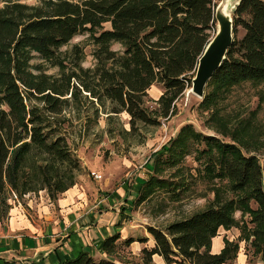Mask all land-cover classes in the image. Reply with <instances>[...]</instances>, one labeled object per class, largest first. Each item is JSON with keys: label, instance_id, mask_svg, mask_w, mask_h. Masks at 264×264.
<instances>
[{"label": "trees", "instance_id": "trees-1", "mask_svg": "<svg viewBox=\"0 0 264 264\" xmlns=\"http://www.w3.org/2000/svg\"><path fill=\"white\" fill-rule=\"evenodd\" d=\"M1 1L0 218L10 207L5 195L8 189L21 195L45 188L54 198L74 184L72 175L66 174L77 166L76 159L48 118L49 113H59L60 96L68 89L32 71L40 68L32 64L35 54L61 67V46L78 33L110 23V28L92 35L98 61L96 85L102 96L128 113L131 123H153L142 105L147 89L154 82L162 84L165 90L160 101L166 114L173 100L190 85L216 24L213 0H41L39 5ZM238 26L243 34L233 36L224 61L205 86L213 85L214 90H204L201 106L211 105L232 85L264 80V0H239L233 12V33ZM113 42L121 45V52L111 49ZM40 94L42 107L27 102ZM211 139L220 151L215 161L218 174L243 195L211 204L164 229L147 227L154 240L153 246L141 251L147 264L154 254L166 264H224L232 260L235 243L225 241L219 252H212L211 242L219 228L234 223V212L246 206L256 224L253 245L264 250V157L260 161L254 154L240 152L233 143ZM152 183L164 185L158 177L150 176L142 183L137 200L144 199ZM249 200L255 203L254 208L249 207ZM118 239L117 233L109 235L100 247L111 252ZM135 240L126 237L122 242ZM55 264L120 263L83 251Z\"/></svg>", "mask_w": 264, "mask_h": 264}, {"label": "rangeland", "instance_id": "rangeland-1", "mask_svg": "<svg viewBox=\"0 0 264 264\" xmlns=\"http://www.w3.org/2000/svg\"><path fill=\"white\" fill-rule=\"evenodd\" d=\"M213 1L217 4L220 0ZM20 2L39 5L41 0ZM3 3L0 0V6ZM231 15L233 18V13ZM103 28H110V23L78 33L61 46L58 50L61 67L35 54L32 64L40 68L33 67L32 71L68 89L60 96L59 113H49L48 118L76 159L77 166L66 174L72 175L74 182L88 181L112 191L123 183L143 185L150 176L163 181V186L152 183L144 199L134 198L132 210H126L129 214L125 215L129 229L120 235L138 239L136 241L143 246L151 247L154 240L147 227L164 229L211 204L243 195L242 191L231 188L226 177L218 174L215 161L220 151L211 137L233 143L240 152L254 154L260 161L263 159L264 80L232 85L208 106L200 105L201 99L190 91V83L173 100L166 114L164 102L160 101L165 89L160 82H154L147 89L142 104L154 122L131 123L128 113L102 96L96 85L98 61L94 56L96 45L92 35ZM215 30L216 24L210 31V38ZM233 34L240 38L242 28L238 26ZM111 49L122 51L117 42L111 43ZM210 90H214L213 85L205 88V92ZM40 97L41 94L30 97L27 102L42 107L44 102ZM185 127L188 129L184 130ZM93 172L101 178H95ZM41 190L47 192L45 188L33 192ZM5 195L11 205L15 196L20 198L22 194L8 189ZM248 205L256 206L252 200ZM253 229L256 224L247 206L238 208L234 212V223L218 229L211 242V251H220L225 241H230L237 245L236 255L224 264H264V250L253 245ZM124 238L117 240L108 257L129 264H147L142 248L139 253L142 246L136 243L130 248V244L122 242ZM141 238L144 241H140ZM262 238L264 242V235ZM150 264L164 263L151 260Z\"/></svg>", "mask_w": 264, "mask_h": 264}, {"label": "crops", "instance_id": "crops-1", "mask_svg": "<svg viewBox=\"0 0 264 264\" xmlns=\"http://www.w3.org/2000/svg\"><path fill=\"white\" fill-rule=\"evenodd\" d=\"M140 187L139 182L123 183L105 191L88 181H75L54 198L44 190L15 196L0 218V264H55L83 251L109 258L112 251L106 252L100 242L115 233L124 238L120 235L129 229L126 210H132ZM136 243L142 246L140 253L145 246L136 240L129 247ZM152 260L166 264L158 254Z\"/></svg>", "mask_w": 264, "mask_h": 264}, {"label": "water", "instance_id": "water-1", "mask_svg": "<svg viewBox=\"0 0 264 264\" xmlns=\"http://www.w3.org/2000/svg\"><path fill=\"white\" fill-rule=\"evenodd\" d=\"M239 0H220L214 7L216 30L198 58L190 91L203 99L207 82L224 61L233 41V18Z\"/></svg>", "mask_w": 264, "mask_h": 264}, {"label": "built area", "instance_id": "built-area-1", "mask_svg": "<svg viewBox=\"0 0 264 264\" xmlns=\"http://www.w3.org/2000/svg\"><path fill=\"white\" fill-rule=\"evenodd\" d=\"M92 174H93L94 177L97 178V179H100V178H101V175H99V174H97V173H94V172H93Z\"/></svg>", "mask_w": 264, "mask_h": 264}]
</instances>
